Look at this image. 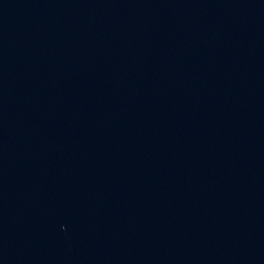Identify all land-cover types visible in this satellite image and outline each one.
<instances>
[{
	"label": "water",
	"instance_id": "95a60500",
	"mask_svg": "<svg viewBox=\"0 0 264 264\" xmlns=\"http://www.w3.org/2000/svg\"><path fill=\"white\" fill-rule=\"evenodd\" d=\"M0 264H264V0H0Z\"/></svg>",
	"mask_w": 264,
	"mask_h": 264
}]
</instances>
